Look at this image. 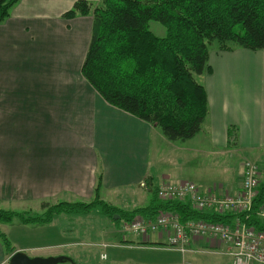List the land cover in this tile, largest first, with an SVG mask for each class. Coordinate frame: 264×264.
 Segmentation results:
<instances>
[{
    "label": "crops",
    "instance_id": "crops-1",
    "mask_svg": "<svg viewBox=\"0 0 264 264\" xmlns=\"http://www.w3.org/2000/svg\"><path fill=\"white\" fill-rule=\"evenodd\" d=\"M75 1L19 0L0 23V209L22 212L35 205L33 212L40 214L42 201L90 200L99 174L100 198L115 205L130 195L132 207L148 204L151 191L142 185L147 177L155 188L191 181L201 192L236 195L245 157L256 161L262 176L264 48L210 49L202 83L206 118L193 137L170 141L157 126L108 104L82 76L92 19L62 17ZM235 153L242 157L240 168L236 172L231 164V178L219 189L195 181L203 162ZM56 221L34 230L17 224L10 234L0 223L13 248L6 250L0 239V264H9L18 250L30 256L64 254L75 264L232 263L228 245L217 240L195 238L188 252L168 248L157 233L129 235L118 244L88 243ZM78 247L100 249V263Z\"/></svg>",
    "mask_w": 264,
    "mask_h": 264
},
{
    "label": "trees",
    "instance_id": "trees-1",
    "mask_svg": "<svg viewBox=\"0 0 264 264\" xmlns=\"http://www.w3.org/2000/svg\"><path fill=\"white\" fill-rule=\"evenodd\" d=\"M18 1L0 0V23ZM76 16L92 19L82 76L108 104L157 126L170 141L193 137L206 118L207 93L195 75L209 72L213 41L220 51L264 48V0H76L62 17ZM151 20L164 27L162 35L151 30ZM101 179L99 174L89 203L42 201L40 214L0 209V223L17 219L22 224H46L71 211L74 216L86 215L97 208L116 227L136 217L153 219L163 211L176 212L182 222L231 224L236 217L230 212H199L188 201L161 200L149 177L144 182L151 191L148 204L121 208L100 198ZM263 202L264 182H260L246 220L256 230L264 229V220L255 215ZM0 239L6 250H13L1 232Z\"/></svg>",
    "mask_w": 264,
    "mask_h": 264
},
{
    "label": "built area",
    "instance_id": "built-area-1",
    "mask_svg": "<svg viewBox=\"0 0 264 264\" xmlns=\"http://www.w3.org/2000/svg\"><path fill=\"white\" fill-rule=\"evenodd\" d=\"M258 174L257 164L245 159L241 186L236 195L216 194L211 190L201 192L191 181L162 182L157 186V196L161 200L188 201L199 212L235 214L231 224L204 219L182 222L176 212L163 211L153 219L136 217L123 227L134 235L148 236L149 233H157L165 236L167 247L180 252L192 251L189 245L195 238L217 240L228 245L231 264H264V229L256 230L246 222L258 195ZM239 214L244 215L242 217ZM255 215L264 220V202L258 205Z\"/></svg>",
    "mask_w": 264,
    "mask_h": 264
},
{
    "label": "rangeland",
    "instance_id": "rangeland-1",
    "mask_svg": "<svg viewBox=\"0 0 264 264\" xmlns=\"http://www.w3.org/2000/svg\"><path fill=\"white\" fill-rule=\"evenodd\" d=\"M89 2H91V1H89ZM149 26L155 34L162 35L164 33V27L157 21L151 20L149 22ZM216 46H217L216 41H213L212 44L209 45V48L214 49V47H216ZM195 79L197 80V82L202 84L205 80V75H203V74L195 75ZM177 141H181V140H177ZM160 153L163 154V151H161ZM241 158L242 157H240L238 155V153H235V154H230L229 158L227 156H223L221 158L218 157V159L216 161L215 160H212V161L207 160L208 162H203L202 168H200V167L196 168V170L198 172H200V178L196 179L195 181L202 183V184H200L202 186L205 185V186H208V187L213 188V189H219L220 184L221 185L224 184V182H225L224 180H229V178H231V175L233 173L232 168H231V164H234L236 172L238 171V169L240 168V164L242 163ZM245 159H246V157L243 160H245ZM259 168H260V166H259ZM185 170L188 171L187 168ZM259 170L262 171L261 168ZM261 177L264 179V173H262ZM261 177H260V179H261ZM258 191H259V187H258ZM150 196H151L150 193L146 195V200L144 201L145 203L148 201V198ZM92 200H93V198L90 200H87V201H79V200H75V199H66V200H61L59 202L70 201L68 203H81V202L89 203ZM113 203L115 205L121 207V208L128 209V208H132L133 200H132L131 196L129 195L128 198L125 197L124 201H122V199H119L118 201H115ZM36 208L37 207L35 205H30L28 211L30 213H35L37 210ZM24 210H27V208H25ZM33 211H35V212H33ZM39 211L41 213L42 209L40 208ZM68 214L69 215L61 216V219H60V217H58L57 219H59V222L56 221L55 223L60 224L61 226L64 227V229H67L69 234L75 235L77 238L81 239L79 241H82L83 239H84V241H86L88 243L112 241L113 244H118L120 242L119 241L120 238H122L124 240L126 237L131 235V233L128 230H126L123 226H121V227L119 225L117 227L114 226L113 223L109 219H107L105 216L100 214L99 208L94 209L93 211H91L90 213H88L86 215L79 214L77 216H74L72 211L69 212ZM17 224H22V223H20L17 219H15V220H13L12 223H4V225H2V229L7 233H8V229H9V234H10V230L13 229V228L12 229H10V228L17 225ZM46 224H49V223H46ZM24 225H29L28 229L34 230V229H36L35 226L44 225V224H37V225L24 224ZM0 232L3 233L5 236H7L4 232L1 231V229H0ZM26 241H34V239H28ZM121 242H124V241H121ZM77 250H82L83 253L87 257H89L93 260L95 258L98 261V263H100V260L97 257L98 250L100 251V249H97L96 247H92V248L91 247H84V248L78 247ZM29 254H30V252H29ZM94 263H96V262H94ZM100 264H102V263H100Z\"/></svg>",
    "mask_w": 264,
    "mask_h": 264
},
{
    "label": "water",
    "instance_id": "water-1",
    "mask_svg": "<svg viewBox=\"0 0 264 264\" xmlns=\"http://www.w3.org/2000/svg\"><path fill=\"white\" fill-rule=\"evenodd\" d=\"M118 218V215H114ZM65 261H69L72 264H75L71 257L60 254V255H49V256H41V255H34L30 256L23 251H15L9 257V264H57L63 263Z\"/></svg>",
    "mask_w": 264,
    "mask_h": 264
}]
</instances>
